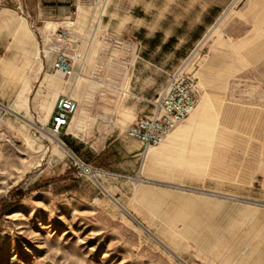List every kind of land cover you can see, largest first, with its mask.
<instances>
[{"label":"rangeland","instance_id":"374dc122","mask_svg":"<svg viewBox=\"0 0 264 264\" xmlns=\"http://www.w3.org/2000/svg\"><path fill=\"white\" fill-rule=\"evenodd\" d=\"M47 1L60 18L0 12V264H264V0ZM175 73L197 107L144 150L126 129ZM60 96L78 109L56 135Z\"/></svg>","mask_w":264,"mask_h":264},{"label":"built area","instance_id":"2783aa9c","mask_svg":"<svg viewBox=\"0 0 264 264\" xmlns=\"http://www.w3.org/2000/svg\"><path fill=\"white\" fill-rule=\"evenodd\" d=\"M51 37L49 51L56 54L52 69L63 78L73 77V63L62 46L64 42L69 41L71 32L68 29H55ZM199 98V87L194 78L182 73L173 74L162 92L150 102L149 114L138 118L126 129V137L140 143L144 150L161 145L171 132L191 115ZM77 109L78 103L72 97H58L50 115L51 123H48L50 131L59 135L68 127ZM71 155L75 166L83 174L93 178L110 176L109 172L85 164L73 153Z\"/></svg>","mask_w":264,"mask_h":264},{"label":"crops","instance_id":"0c3cea01","mask_svg":"<svg viewBox=\"0 0 264 264\" xmlns=\"http://www.w3.org/2000/svg\"><path fill=\"white\" fill-rule=\"evenodd\" d=\"M19 10L26 12V17L31 20L30 22L34 23L41 22L43 18H60L63 14V8L58 6V2H48L47 0H17L12 9H1L0 12L16 13ZM2 62L10 61L8 59H4L0 62V64ZM151 99L153 98L146 99V102L149 104ZM188 132L189 128H185L181 133H177L174 138L184 136ZM153 156L154 154L151 152L146 156V158Z\"/></svg>","mask_w":264,"mask_h":264},{"label":"bare ground","instance_id":"6f19581e","mask_svg":"<svg viewBox=\"0 0 264 264\" xmlns=\"http://www.w3.org/2000/svg\"><path fill=\"white\" fill-rule=\"evenodd\" d=\"M46 29V28H45ZM54 30L56 29V28H53ZM38 40V39H37ZM37 60H38V57H37ZM40 67V66H39ZM59 76V75H58ZM49 81V80H48ZM47 84V83H46ZM54 87H58L57 85H55V83L54 84H52ZM23 88H25V87H23ZM22 88V89H23ZM26 90V89H25ZM24 89L21 91V93H19L18 95H17V99H16V107H18L19 109L22 107V106H25V105H23V104H25L24 103V101H25V97L23 96L24 95V91H25ZM25 108V107H24ZM193 115V114H192ZM150 152H152V151H148L147 152V154H146V156L150 153ZM146 156H145V158H146Z\"/></svg>","mask_w":264,"mask_h":264}]
</instances>
